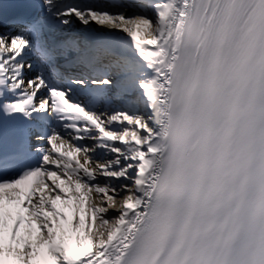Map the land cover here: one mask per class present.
<instances>
[{
	"label": "snow or ice",
	"instance_id": "snow-or-ice-1",
	"mask_svg": "<svg viewBox=\"0 0 264 264\" xmlns=\"http://www.w3.org/2000/svg\"><path fill=\"white\" fill-rule=\"evenodd\" d=\"M0 264H264V0H0Z\"/></svg>",
	"mask_w": 264,
	"mask_h": 264
}]
</instances>
